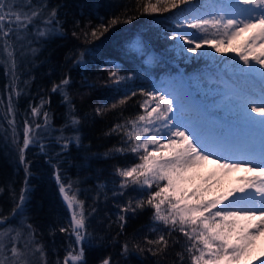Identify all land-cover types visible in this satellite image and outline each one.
<instances>
[{
  "label": "snow or ice",
  "instance_id": "obj_1",
  "mask_svg": "<svg viewBox=\"0 0 264 264\" xmlns=\"http://www.w3.org/2000/svg\"><path fill=\"white\" fill-rule=\"evenodd\" d=\"M46 7V4H33L32 0H27V4L20 0H0V48L7 54L4 66L12 77L11 91L16 95H20V91L16 88L19 76L14 53L22 34L37 21L44 25L37 27L38 37L49 38L61 31L56 19L57 8H51L45 16ZM142 10L143 13L177 10L166 38L180 53H190L193 58L202 53L210 55L207 48L224 56L234 53L235 57L221 62L230 64L226 73L231 72L235 79L219 93L222 116L210 112L206 103L186 93L183 86L170 91L141 88L139 95L145 97L140 104L143 113L109 130V134L121 135V146L110 152H130L139 160L131 166L115 168L119 178L118 195L123 197L129 189L138 194L145 192L143 198L129 196L125 203L117 205L116 223L123 231L128 213L151 209L153 222L163 226L162 229L152 228L156 233L154 239L145 236L140 241L125 240L120 254L148 252L163 257L173 233H181L186 243L183 251L176 253L180 264L186 256L190 264H236L255 236L264 232V0H155V3L147 0ZM131 19L126 22L131 23ZM121 22L124 21L118 16L107 24L102 21L83 32L85 41L92 43L89 37L99 40ZM73 35L76 36V32ZM238 38L242 39L234 43ZM134 46L139 49L142 45L136 41ZM84 55L81 51L74 62L83 63ZM128 79L129 76H122L118 71H109L107 83L118 87ZM70 83V77L65 75L59 83L53 84L51 91L62 93L69 106L70 124L77 126L81 120L66 91ZM137 94V91H131L130 95L125 93L117 103L101 104L94 112L103 115ZM45 103L48 101L41 97L40 105L32 106V115L42 114L44 124L25 120L22 145L13 127V143L17 144L19 163L24 165L26 173L30 162L26 160L25 150L36 141L38 129L50 126L49 113L42 112ZM7 111L13 112L11 96ZM9 124L14 125V119ZM73 140L79 143L80 138L62 135L57 142L63 141V151ZM41 151H44L43 145ZM213 157L225 172L244 168L251 175L241 177L239 186L212 195L219 181L206 180L202 186L194 185V173ZM56 181L71 214L68 226L60 227L59 231L75 238V246H70L63 261L58 260L57 264H86L84 244L90 235L88 216L91 213H86L85 202L77 199L75 193L69 196L66 188L70 190L72 185L62 181L59 169ZM25 191L21 189L18 199L13 196L14 207L9 216L0 215V264H48L44 245L36 239L32 225L14 228L8 224L22 211ZM91 211L96 209L93 207ZM240 221L245 223L241 225ZM100 264H113L112 257H104ZM260 264H264V260Z\"/></svg>",
  "mask_w": 264,
  "mask_h": 264
},
{
  "label": "trees",
  "instance_id": "obj_2",
  "mask_svg": "<svg viewBox=\"0 0 264 264\" xmlns=\"http://www.w3.org/2000/svg\"><path fill=\"white\" fill-rule=\"evenodd\" d=\"M20 2L27 4V0ZM146 2L32 0L37 6L47 5L45 16L51 8H57L56 19L61 31L49 38L38 37L36 29L44 25L37 21L15 44L19 76L16 88L20 95L11 91L12 77L4 66L7 54L0 48V189H3L0 192V215L9 216L14 207L13 196L18 199L21 189H26L22 211L8 224L14 228L31 224L36 239L44 245L48 264H57L58 260L62 262L70 246H75L74 237L59 231L60 227L68 226L70 211L59 191L57 169L62 181L72 185L70 190L66 188L69 196L75 193L77 199L85 202L86 213H91L88 216L90 235L84 244L86 264H100L107 256L112 257L113 264H180L176 253L182 252L186 243L181 233H173L170 247L163 257L152 256L148 252H132L127 256L120 254L125 240L135 238L140 241L145 236L154 239L156 233L152 228L162 229L163 226L153 222L151 209L128 213L123 231L116 223L117 205L125 203L129 196L143 198L145 192L139 191L138 194L129 189L123 197L118 195L119 178L115 175V168L131 166L139 160L136 154L130 152L111 153V149L121 146V135L109 134V130L115 124L143 113L140 104L145 97L139 95L141 88L170 91L173 87L183 86L186 93L206 103L210 112L224 115L220 107L221 98L215 89L202 84L205 82L220 87L232 84L235 77L231 72L226 73L230 64L221 61H227L235 54L229 52L224 56L211 48H207L210 55L202 53L195 58L189 53H180L166 38L177 10L143 13L142 5ZM116 16L124 22L114 25L99 40L89 37L93 42L85 41L84 31H90L102 21L107 24ZM130 17L131 23L126 22ZM73 32L77 35L74 36ZM136 41L141 42L139 49L134 46ZM31 48L37 51L33 53ZM81 51L85 53L84 61L77 64L74 61ZM109 71H118L130 79L117 87L107 83ZM65 75L71 80L66 91L75 105V114L81 120L77 126L70 124L69 106L64 102L62 93L51 91L53 84L59 83ZM131 91L138 94L126 104L103 115L95 114L97 106L117 103ZM9 96L13 108L11 114L7 111ZM41 97L48 101L42 112L49 113L50 126L38 129L36 141L25 150L26 160L30 162L26 173L24 165L19 163L17 144L13 143V127L17 141L22 145L25 120L44 124L42 114L33 116L31 113L32 106L40 105ZM12 119L14 125L9 124ZM62 135L66 138L78 135L80 141L73 140L67 150L62 151L63 141L57 142ZM41 145L44 151H41ZM203 179L195 178L194 185H199ZM218 184L212 195L220 194V189H223ZM93 207L95 212L91 211ZM176 240L178 244L174 243ZM183 264H190L187 256Z\"/></svg>",
  "mask_w": 264,
  "mask_h": 264
},
{
  "label": "rangeland",
  "instance_id": "obj_3",
  "mask_svg": "<svg viewBox=\"0 0 264 264\" xmlns=\"http://www.w3.org/2000/svg\"><path fill=\"white\" fill-rule=\"evenodd\" d=\"M192 57L193 55L189 53ZM204 84V83H203ZM215 93L219 96L223 90L217 89ZM219 98V97H217ZM253 115H259L257 113H253ZM215 161V157L212 159L205 161L202 165L196 169L194 175L196 179H200L204 177V181L200 183L201 186L204 185L205 181H209L212 183L213 181H219V184L224 186L223 189H220L221 192H227L231 188L239 186L241 183L240 178L251 175L250 173L246 172L244 168H238L232 171L225 172L223 169H220ZM199 184V185H200ZM218 184V187L220 185ZM216 185H214L213 190H216ZM213 194V193H212ZM71 215V214H70ZM241 225L245 222L240 221ZM262 254H264V232H261L259 235L255 236L252 244L246 250V253L241 257V259L236 262V264H250L254 259H257Z\"/></svg>",
  "mask_w": 264,
  "mask_h": 264
},
{
  "label": "water",
  "instance_id": "obj_4",
  "mask_svg": "<svg viewBox=\"0 0 264 264\" xmlns=\"http://www.w3.org/2000/svg\"><path fill=\"white\" fill-rule=\"evenodd\" d=\"M66 203V202H65Z\"/></svg>",
  "mask_w": 264,
  "mask_h": 264
}]
</instances>
